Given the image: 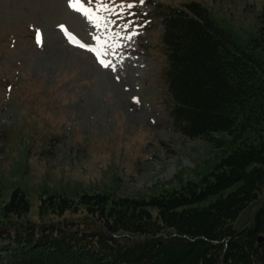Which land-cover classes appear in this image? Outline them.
<instances>
[{"label":"rangeland","instance_id":"obj_1","mask_svg":"<svg viewBox=\"0 0 264 264\" xmlns=\"http://www.w3.org/2000/svg\"><path fill=\"white\" fill-rule=\"evenodd\" d=\"M74 2L0 0V223L5 225L16 219L6 216L4 207L18 188L28 200L24 216L31 222L65 218L94 231V211L101 206L117 209L120 203L180 191L211 171L235 145L257 136L258 128L243 132L247 127L238 126L239 137L223 148L221 142L232 139L227 132L215 133L214 144L176 128L162 75L165 56L157 14L141 40L133 38L131 26L104 12V5L95 9L89 0H80L74 8ZM155 2L201 5L264 71V0ZM155 2L138 7L151 12ZM60 24L95 45L107 66L70 45ZM139 42L140 53L133 51ZM60 203L66 207L63 213ZM253 208L241 215L237 227ZM148 209L156 215V208ZM120 233L115 237L125 240L127 233Z\"/></svg>","mask_w":264,"mask_h":264},{"label":"trees","instance_id":"obj_2","mask_svg":"<svg viewBox=\"0 0 264 264\" xmlns=\"http://www.w3.org/2000/svg\"><path fill=\"white\" fill-rule=\"evenodd\" d=\"M159 16L173 125L214 144L227 132L223 148L239 137L236 127H256L255 141L171 195L93 210L94 231L65 218L31 222L25 194L14 189L4 211L16 219L0 223V264H264V71L201 5H165Z\"/></svg>","mask_w":264,"mask_h":264},{"label":"snow or ice","instance_id":"obj_3","mask_svg":"<svg viewBox=\"0 0 264 264\" xmlns=\"http://www.w3.org/2000/svg\"><path fill=\"white\" fill-rule=\"evenodd\" d=\"M79 2H80V0H75V2L74 3H71L70 4V6H72V7H76V5L77 4H79ZM132 5H128V7H131ZM77 10H82L86 15L90 12V10L89 9H87V8H81V9H77ZM89 18L90 19H93L91 16H89ZM95 19L98 21L100 18L99 17H95ZM97 26H99L98 24H97ZM97 40L99 41L100 40V38L99 37H97ZM81 47H84L85 45H80ZM90 50H93V49H90ZM101 63H104L103 61H101ZM105 66H107L106 64H105Z\"/></svg>","mask_w":264,"mask_h":264}]
</instances>
